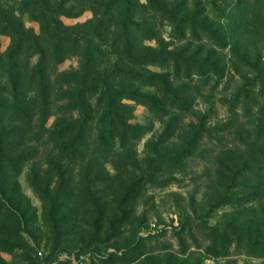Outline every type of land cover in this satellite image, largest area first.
Instances as JSON below:
<instances>
[{
    "label": "rangeland",
    "instance_id": "1",
    "mask_svg": "<svg viewBox=\"0 0 264 264\" xmlns=\"http://www.w3.org/2000/svg\"><path fill=\"white\" fill-rule=\"evenodd\" d=\"M1 1L40 35L39 23L18 12L28 0ZM54 1L71 14L60 17L65 26L93 32L86 26L94 17L91 0ZM132 3L140 18L133 34L156 59L134 71L159 79L156 86L118 80L140 94L124 101L140 136L128 150L117 148L87 195L76 172L63 177L72 184L66 190L51 178L44 148L25 162L4 195L12 207L0 222V264H264V243L250 240L264 232V0ZM10 46L0 34V53ZM50 56L51 94L60 96L61 78L79 60L71 55L55 64ZM16 62L22 75L38 56ZM101 66L125 68L112 57ZM22 80L19 96L43 91ZM4 82L0 92L15 93ZM39 118L36 111L34 135L41 133ZM7 124L17 128L14 119ZM30 181L48 190L45 201ZM251 246L261 255H252Z\"/></svg>",
    "mask_w": 264,
    "mask_h": 264
},
{
    "label": "trees",
    "instance_id": "2",
    "mask_svg": "<svg viewBox=\"0 0 264 264\" xmlns=\"http://www.w3.org/2000/svg\"><path fill=\"white\" fill-rule=\"evenodd\" d=\"M91 1L89 5L94 17L86 25L94 26L90 34L77 32L78 27L65 26L60 17H71V14L62 10L63 6L54 0L25 1L18 12L27 13L39 23L40 35L37 36L24 27L14 12L16 10L9 9L0 0V34L11 39L8 53H0L3 75L0 81L5 79L4 86H11L15 91H7L6 95L3 90L0 92V222L4 212L12 207L10 198L4 196L7 186H11L12 179L13 186H16L15 177L22 165L32 160L42 148L47 152L44 154L45 165L52 172L51 178H56L57 184L66 190L72 184L63 177L68 171L76 172L86 189L83 194L87 195L104 170V164L118 153L117 148L121 152L128 150L140 136L134 132L135 126L127 115L130 107L124 103L125 100L137 101L140 94L121 87L118 80L156 86L157 77H145L134 71L156 63V59L141 51L144 48L133 34L140 21L134 12V0ZM49 53L55 64L71 55L79 60L78 69L61 78L59 85L65 91L60 96L51 94L50 75L47 74ZM23 55H37L38 62L29 72L26 65L21 75L16 61ZM111 57L118 64H124L123 71H111L105 66L101 70V65ZM23 77L43 91L32 90V97L19 96L18 86ZM36 111L40 115L41 133L34 135L32 122ZM67 113L71 116L66 117ZM54 115H57L56 122L47 128L46 120ZM11 119L17 126L14 130L7 124ZM18 135L22 137L21 141L15 140ZM46 147L49 148L46 150ZM12 150L19 151V154L11 157ZM63 159L67 160V165L59 161ZM128 167L133 168L132 165ZM115 169L120 168L115 164ZM30 183L45 201L44 194L48 190L35 181ZM259 231L252 232V245L264 243V232L260 234ZM248 248L252 255H261L253 246Z\"/></svg>",
    "mask_w": 264,
    "mask_h": 264
}]
</instances>
